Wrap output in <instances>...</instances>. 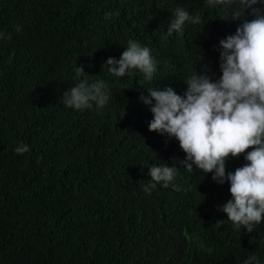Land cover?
Returning <instances> with one entry per match:
<instances>
[{
  "label": "trees",
  "instance_id": "obj_1",
  "mask_svg": "<svg viewBox=\"0 0 264 264\" xmlns=\"http://www.w3.org/2000/svg\"><path fill=\"white\" fill-rule=\"evenodd\" d=\"M177 7L202 22L168 36ZM234 8L206 0H0V32L11 34L0 39V264H244L252 255L264 264V218L251 233L235 230L219 211L230 184L195 165L188 172L178 140L149 131L153 116L139 101L158 87L183 96L205 64L218 79L219 41L252 19L250 10L231 19ZM129 40L151 49V81L137 70L114 77L105 65ZM80 66V79L108 84L105 106L63 104ZM21 145L29 147L22 155ZM245 163L244 154L229 158L226 172ZM160 164L177 167L175 179L146 192L155 183L149 168Z\"/></svg>",
  "mask_w": 264,
  "mask_h": 264
},
{
  "label": "clouds",
  "instance_id": "obj_2",
  "mask_svg": "<svg viewBox=\"0 0 264 264\" xmlns=\"http://www.w3.org/2000/svg\"><path fill=\"white\" fill-rule=\"evenodd\" d=\"M207 5L231 7V19L240 20L245 10L252 19L245 18L234 35L219 41L220 71L222 75L213 80L207 64L202 74L197 71L185 83L187 90L178 95L172 87L150 88L139 101L149 106L153 119L149 131L166 134L178 140L186 154L183 164L188 172L196 169L212 173L218 184L228 182L231 199L219 208L227 216L235 230L241 227L248 233L254 231L264 218V0H206ZM262 5V6H257ZM112 15L105 13V19ZM186 22L201 23L200 15H190L182 7L175 9L167 34L181 32ZM20 32V26L16 27ZM11 39L0 32V39ZM202 60V55L197 58ZM114 77H124L137 70L144 81H151L156 72V61L151 49L138 41L129 40L119 59L109 57L105 63ZM78 81L63 93L66 107L83 110L103 107L109 100V86L103 80L88 84L80 79L85 73L83 66L74 69ZM248 149H251L248 151ZM29 151L27 145L18 146L17 154ZM244 154L247 161L242 167L226 172L229 158ZM177 167L167 164L149 168L151 181L146 192L156 183L167 187L175 179ZM179 191V187L174 186ZM225 220H218L220 227ZM260 264L256 255L248 257L244 264Z\"/></svg>",
  "mask_w": 264,
  "mask_h": 264
},
{
  "label": "rangeland",
  "instance_id": "obj_3",
  "mask_svg": "<svg viewBox=\"0 0 264 264\" xmlns=\"http://www.w3.org/2000/svg\"><path fill=\"white\" fill-rule=\"evenodd\" d=\"M189 237V236H188ZM190 238V237H189Z\"/></svg>",
  "mask_w": 264,
  "mask_h": 264
}]
</instances>
